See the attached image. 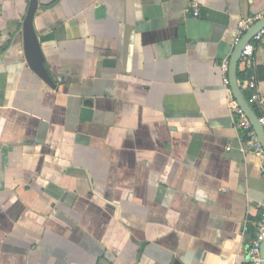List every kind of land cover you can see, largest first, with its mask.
<instances>
[{
    "label": "crops",
    "instance_id": "1",
    "mask_svg": "<svg viewBox=\"0 0 264 264\" xmlns=\"http://www.w3.org/2000/svg\"><path fill=\"white\" fill-rule=\"evenodd\" d=\"M31 4L0 0V264H250L264 156L233 106L262 111L220 64L264 0H37L53 84ZM247 68L264 93V40Z\"/></svg>",
    "mask_w": 264,
    "mask_h": 264
},
{
    "label": "built area",
    "instance_id": "2",
    "mask_svg": "<svg viewBox=\"0 0 264 264\" xmlns=\"http://www.w3.org/2000/svg\"><path fill=\"white\" fill-rule=\"evenodd\" d=\"M193 6H195L193 4ZM195 14H198L196 10ZM263 24V25H262ZM262 25V26H261ZM261 26V27H260ZM247 38V39H246ZM264 40V9L252 16L243 17L239 20L237 32L233 39V46L236 49L241 46L238 68H245L248 63L255 57L257 45ZM234 54L222 60L220 66L223 72V81L225 85H231V62ZM246 86L250 90L248 102L257 105L262 111L258 114V119H254L244 107L235 102L233 108L235 110V125L238 129L242 150L251 151L253 153L264 156V143L261 135L257 130L259 125L264 131V93L259 89V79L257 71L254 70L246 80ZM256 120V121H255ZM264 243V205L262 207L261 216L256 224V232L251 241L248 251L250 264H264L262 254V246Z\"/></svg>",
    "mask_w": 264,
    "mask_h": 264
},
{
    "label": "water",
    "instance_id": "3",
    "mask_svg": "<svg viewBox=\"0 0 264 264\" xmlns=\"http://www.w3.org/2000/svg\"><path fill=\"white\" fill-rule=\"evenodd\" d=\"M37 8V0H32V4L30 7V10L28 12V17L25 20L24 23V38H25V52H26V57L29 62V65L31 68L47 83L53 84L52 78L45 66V57L40 45V41L38 38V35L35 31V28L33 26V16ZM263 25V24H262ZM261 25V26H262ZM260 26V27H261ZM247 39V38H246ZM245 43V41L236 49L232 62H231V79H232V86L235 85L237 82V68H238V62H239V56H240V51H241V46ZM241 106L248 111V113L254 118L258 119V115L248 106L245 105V103H241ZM251 109V110H248ZM253 111L254 113L250 112ZM254 115V116H253ZM255 120V121H256ZM257 130L259 134L262 137L263 143H264V131L263 129L257 125ZM262 254L264 257V243L262 246Z\"/></svg>",
    "mask_w": 264,
    "mask_h": 264
},
{
    "label": "trees",
    "instance_id": "4",
    "mask_svg": "<svg viewBox=\"0 0 264 264\" xmlns=\"http://www.w3.org/2000/svg\"><path fill=\"white\" fill-rule=\"evenodd\" d=\"M252 74L251 70L249 68H247L244 71H238L237 72V77L238 79L242 80V79H247L250 77V75Z\"/></svg>",
    "mask_w": 264,
    "mask_h": 264
}]
</instances>
